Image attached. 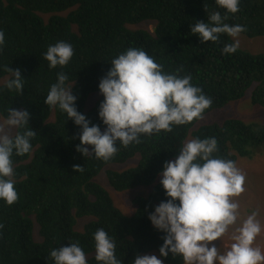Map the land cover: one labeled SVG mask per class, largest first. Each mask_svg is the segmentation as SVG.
I'll return each instance as SVG.
<instances>
[{
    "label": "trees",
    "instance_id": "1",
    "mask_svg": "<svg viewBox=\"0 0 264 264\" xmlns=\"http://www.w3.org/2000/svg\"><path fill=\"white\" fill-rule=\"evenodd\" d=\"M223 9L214 0H0V30L5 43L0 47V86L9 74L20 69L24 88L0 91V120L7 109L26 110L32 138L30 153L13 156L14 187L18 199L12 205L0 201V264H52V248L78 242L88 264H96L92 233L103 228L116 243L121 264H131L135 255L156 251L162 233L150 224L148 214L166 199L156 181L163 162L174 159L178 147L192 138L214 136L218 151L214 155L235 162L236 156H252L264 144V127L236 118H226L193 128L206 113L240 99L250 89L249 102L264 107V54L250 53L242 44L232 54H221L233 38L220 34L218 41L201 44L190 32L196 21L206 22L208 15ZM153 22V30L132 27ZM242 25L241 37L264 36V0H240L239 10L223 21ZM57 41L70 43L73 56L60 68L47 67L43 53ZM129 47L140 48L166 73L190 74L191 83L211 98V106L198 120L174 126L171 132L141 137L140 143L119 147L108 161L75 151L79 127L56 107L44 103L56 74L64 72L75 107L90 125L104 126L97 118V98L88 110V95L98 92V82L109 63ZM85 147H89L85 145ZM254 150V151H252ZM139 155L135 165L121 170L106 169L109 185L116 191L150 186L146 196L131 198L132 214H124L114 205L107 191L93 178L106 165ZM80 165L83 171H74ZM87 218L80 230L79 219ZM37 225V238L34 236ZM166 264H181L180 258L165 257Z\"/></svg>",
    "mask_w": 264,
    "mask_h": 264
},
{
    "label": "clouds",
    "instance_id": "2",
    "mask_svg": "<svg viewBox=\"0 0 264 264\" xmlns=\"http://www.w3.org/2000/svg\"><path fill=\"white\" fill-rule=\"evenodd\" d=\"M240 0H214L219 11L211 12L206 22L196 21L190 26L191 34L201 44L218 41L220 34L233 38L225 43L221 54L237 50L235 39L244 31L242 25L223 23L228 13L239 10ZM5 43V34L0 30V47ZM73 56L70 43L57 41L43 53L51 70L63 68ZM109 63V68L100 78L97 88L102 100L97 106V118L103 131L91 124L75 107L72 94L73 82L69 85L64 72L56 74L49 86L44 103L56 107L79 127V144L75 151L81 157L91 156L108 161L118 151V146L127 148L140 143L141 137L171 132L174 126L190 124L198 120L208 109L212 100L199 86L191 83L190 74L180 76L181 68L166 73L144 50L129 47ZM9 78L4 80L0 91L7 89L20 93L24 78L20 69H4ZM26 110L7 109L0 123V201L12 205L18 199L14 187L13 156L30 153L32 138L36 132L28 126ZM85 145L90 146L85 147ZM217 139L214 136L192 138L178 147L174 159L163 162L158 175L159 184L166 199L148 214L150 224L162 233V244L155 254L135 255L131 264H163L165 257H179L181 264H264V251L254 246V241L264 230L252 211L238 226L232 229L231 243L222 251L215 241L237 225L240 217L236 201L244 191L243 173L231 159L217 155ZM74 171H83L80 165ZM94 260L96 264H121L116 256L115 240L103 228L92 233ZM52 264H88L86 254L78 242L52 248L48 253ZM159 257V258H158Z\"/></svg>",
    "mask_w": 264,
    "mask_h": 264
},
{
    "label": "rangeland",
    "instance_id": "3",
    "mask_svg": "<svg viewBox=\"0 0 264 264\" xmlns=\"http://www.w3.org/2000/svg\"><path fill=\"white\" fill-rule=\"evenodd\" d=\"M132 27L146 28L148 31H152L153 22L145 21L141 24L135 26L133 25ZM235 39L238 41V44H242V48L248 52L264 54V36L247 39L245 37H241L239 34ZM250 89L246 90L240 99L231 101L222 108H218L204 114L193 125V128L209 124L211 122H219L226 118H236L247 123H256L261 127H264V107L252 106L250 104ZM98 94V92H92L88 95L84 104V110H88L90 108ZM2 122L3 118L0 120V123ZM103 129L101 131H103ZM189 139H192L190 135L184 139L183 143ZM138 158L139 155L136 154L123 162L109 163L93 178L96 183L107 191L116 208L127 215L132 214L134 211L133 209H135V205L132 203L131 198L136 195L146 196L150 190V186H136L131 189L116 191L109 185L104 171L106 169L117 171L127 169L135 165ZM235 164L245 177L243 184L244 191L238 197L234 198L239 204L238 211L240 213V217L237 221V225L230 226L228 232L225 233L220 240L218 238L217 240L210 242L211 244H215L222 251L231 243L230 235L232 229L235 226H238L240 221L246 218V216L252 211L257 212V219L260 220L262 225H264V144L259 146L258 150L252 156H236ZM159 179L160 177L158 175L156 181H159ZM87 220V218L79 219L76 229L80 230ZM33 233L37 238V225L35 223ZM254 246H259L262 251H264V230H262L260 235L254 241ZM145 254H155L158 256V253L153 250L147 251L144 255ZM163 264L166 263L163 262Z\"/></svg>",
    "mask_w": 264,
    "mask_h": 264
}]
</instances>
